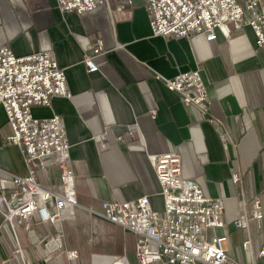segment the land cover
I'll list each match as a JSON object with an SVG mask.
<instances>
[{"label": "crops", "instance_id": "crops-1", "mask_svg": "<svg viewBox=\"0 0 264 264\" xmlns=\"http://www.w3.org/2000/svg\"><path fill=\"white\" fill-rule=\"evenodd\" d=\"M128 1L106 0L80 16L62 13L57 0H0V46L20 57L51 51L65 71L71 97H54L34 114L61 117L78 201L56 224L35 214L12 226L0 214V264H24L23 257L30 264H140L137 236L100 214L105 203L143 196L162 213V188L149 157L167 152L180 154L184 179L223 201L225 227L211 234L227 237L232 264H264V218H252L256 199L264 214V50L250 27L231 26L229 38L219 33L214 42L202 35L154 36L147 1ZM86 54L98 72H88ZM195 70L207 87L208 112L186 106L164 82ZM11 135L0 106V177L2 171L27 174L24 152L8 142ZM60 177L54 163L36 173L38 184L54 192L61 190ZM244 209L248 230L234 224ZM58 237L62 247L48 250L47 242ZM73 251L76 260L68 255Z\"/></svg>", "mask_w": 264, "mask_h": 264}, {"label": "built area", "instance_id": "built-area-1", "mask_svg": "<svg viewBox=\"0 0 264 264\" xmlns=\"http://www.w3.org/2000/svg\"><path fill=\"white\" fill-rule=\"evenodd\" d=\"M62 13L83 15L95 11L106 0H57ZM150 27L154 36L185 38L202 35L214 42L221 33L230 36V27L241 31L250 27L256 46L264 50V0H146ZM131 4V1H128ZM124 6L119 9L122 10ZM91 51L99 54L102 45ZM89 73L99 67L93 55L86 54ZM171 92L181 96L186 106L208 112L207 87L200 70L184 72L164 79ZM57 96L70 98L67 78L51 51L17 56L9 46H0V106L6 112L12 135L8 142L22 148L27 174L2 171L0 177V214L14 226L27 222L35 214L51 224L62 222L77 206L74 172L68 167L70 144L60 116L40 118L35 108H48ZM161 185L164 211L157 212L148 196L133 202H108L100 214L109 222L137 236L136 257L140 264L166 261L168 264H232L227 252V237L211 234L225 227V206L221 199L205 195L194 181L182 176V158L177 152L149 157ZM54 163L61 172L60 192L42 188L36 179L39 170ZM240 180L239 174L232 177ZM46 213V218H45ZM252 218L262 221V204L256 199ZM237 229H249L244 209L234 221ZM250 238L244 248L250 250ZM50 251L62 247L61 238L50 239ZM72 260L76 251L69 252ZM259 256L264 258V246ZM117 260V259H116ZM24 264L30 261L23 257Z\"/></svg>", "mask_w": 264, "mask_h": 264}, {"label": "clouds", "instance_id": "clouds-1", "mask_svg": "<svg viewBox=\"0 0 264 264\" xmlns=\"http://www.w3.org/2000/svg\"><path fill=\"white\" fill-rule=\"evenodd\" d=\"M45 218H46V213H45Z\"/></svg>", "mask_w": 264, "mask_h": 264}, {"label": "rangeland", "instance_id": "rangeland-1", "mask_svg": "<svg viewBox=\"0 0 264 264\" xmlns=\"http://www.w3.org/2000/svg\"><path fill=\"white\" fill-rule=\"evenodd\" d=\"M117 263H118V262H117ZM119 263H122V262L119 261Z\"/></svg>", "mask_w": 264, "mask_h": 264}, {"label": "bare ground", "instance_id": "bare-ground-1", "mask_svg": "<svg viewBox=\"0 0 264 264\" xmlns=\"http://www.w3.org/2000/svg\"><path fill=\"white\" fill-rule=\"evenodd\" d=\"M117 264V263H116Z\"/></svg>", "mask_w": 264, "mask_h": 264}]
</instances>
